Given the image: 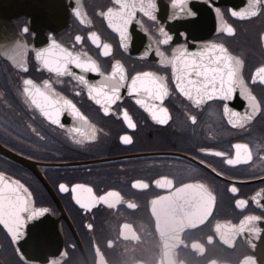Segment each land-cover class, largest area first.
<instances>
[{
	"label": "flooded vegetation",
	"instance_id": "obj_1",
	"mask_svg": "<svg viewBox=\"0 0 264 264\" xmlns=\"http://www.w3.org/2000/svg\"><path fill=\"white\" fill-rule=\"evenodd\" d=\"M200 1L202 40L195 42L223 44L232 56L242 60L240 78L258 101L257 113L243 127L228 123L226 102L216 99L196 107L184 97L175 87L170 65L128 54L104 15L109 9L119 8L116 0H63L68 23L57 29L47 27L44 34L74 53L91 57L105 75L119 61L129 84L141 72L165 77L169 94L162 106L170 115L166 125L158 124L137 105V97L128 95L127 86L121 89V100L112 106L111 114L105 115L73 76L57 77L43 69L35 56L37 32L30 29L31 18L21 15L14 19L21 31L28 28L24 33L30 49L26 56L28 71L15 69L0 56V143L35 162L47 183L30 167L1 154L0 174L27 189L30 207L47 210L61 242L54 243L52 236L43 238L39 251L45 259L28 261L0 224L2 264H50L52 260L60 264H246L248 258L264 264V197L259 204L253 200L257 193L264 192V83H253L256 69L264 66V7L255 17L240 19L232 16L230 9H244L248 0ZM77 4L83 23L73 12ZM216 8L222 15H217ZM137 13L141 26H132L128 47L153 49L154 41L162 39L158 32L162 24ZM225 24L234 29V34L221 30ZM166 30L173 39L160 49L171 57L177 47H187L189 39L183 29L177 38L175 31ZM90 33H96L101 44L111 46L108 57L91 43ZM136 34L140 39L145 35V42L133 45ZM77 36L83 38L82 42L76 41ZM25 79L40 86L50 81L54 93L71 100L87 118L85 131L94 127L95 139L77 143L80 137L69 131L71 126L52 125L26 100ZM87 79L98 83L101 77L91 75ZM227 103L241 114L251 112L239 85L235 99ZM124 110L135 128L127 127ZM193 115L195 124L190 119ZM124 135L131 137L130 144L122 142ZM237 143L251 149L247 163L229 166L223 159L201 151L224 152L234 158L233 145ZM81 161L91 163L69 164ZM136 181H143L147 187H133ZM78 184L91 187L97 197L109 191L118 196L108 204L101 202L86 210L76 203L71 190ZM60 185L67 190L61 191ZM232 186L238 193L230 191ZM239 199L248 201L244 209L236 206ZM208 209L212 211L203 221ZM246 216L261 218L256 225L260 233L238 230Z\"/></svg>",
	"mask_w": 264,
	"mask_h": 264
},
{
	"label": "snow or ice",
	"instance_id": "obj_2",
	"mask_svg": "<svg viewBox=\"0 0 264 264\" xmlns=\"http://www.w3.org/2000/svg\"><path fill=\"white\" fill-rule=\"evenodd\" d=\"M118 9H109L104 14L108 20L109 26L119 33L121 46L128 47V26L135 18L137 11L143 13L149 20L156 22L158 6L155 0H116ZM179 5V11L185 12L184 0H173V6ZM264 7V0H248L246 8L237 11L230 9L231 15L240 19H248L257 16L261 8ZM217 15L220 16L221 10L216 8ZM74 15L84 22L83 13L79 4L73 9ZM191 14V13H189ZM194 15V14H192ZM228 35L234 34V29L230 25H224L221 29ZM25 33L28 28L23 29ZM162 39L154 41L155 53L160 58V64L170 65L175 79L178 91L191 101L196 107H200L207 101L219 99L226 102L224 104V115L228 123L233 127H243L245 123L253 118L258 110V101L256 97L244 86L240 78L243 67V61L232 56L223 44L204 45L201 50L189 52L184 46L177 47L172 56L168 57L161 51V45H169L172 41V35L163 27L158 28ZM88 39L97 48H101V54L108 57L111 54V46L107 43L101 44L100 38L96 33H90ZM83 38L76 37L77 42H82ZM151 47V45L149 46ZM30 49L22 42H17L13 47L6 49L2 54L12 61L21 71L27 72L26 56ZM150 53L145 52V56ZM36 60L42 65L43 69L55 74L57 77L73 76L81 85L87 88L88 96L100 106L105 115L111 114L113 105H117L121 100V89L127 86L128 95L136 96L135 103L148 112L152 119L160 125H166L170 120L168 109L163 107V102L169 94L166 78L153 72H141L132 77L130 84L127 83V75L123 65L117 61L109 75L101 70L100 65L91 57L83 53H74L67 48L62 47L55 39H51L48 47L35 51ZM78 69L80 75L75 74L72 68ZM95 74L101 77L98 83H92L87 79L86 74ZM264 83V66L256 69L253 75V83ZM23 93L25 98L33 105L44 118L52 125L63 127L62 116L69 112L79 119L83 124H87V118L84 117L79 109L68 100L58 94H55L50 81H44L43 86L36 84L32 79L23 81ZM241 89V96L247 101L251 112L241 114L229 107L227 102L235 99L237 86ZM123 120L127 127L135 128V123L128 114L123 111ZM193 124L196 123V116L190 117ZM91 131H85L82 127H75L69 131L75 133L80 139L77 143H83L85 140L95 139V129L89 126ZM124 144L132 142L131 137L124 135L122 138ZM235 150L234 158H228L227 154L219 151L201 149L205 155L219 157L229 166H235L241 162L247 163L251 159V149L247 144L233 145ZM243 157V160H242ZM215 171V169H213ZM158 185L161 181L156 182ZM147 187L143 181H136L133 187ZM61 191H66L65 185H60ZM75 193L76 203L82 208L88 210L103 202L108 204L118 193L109 191L102 196H95L91 187L76 185L71 189ZM233 194L238 193L235 186L230 188ZM264 197V192L257 193L253 200L260 203V198ZM30 201L27 199V189L20 185L18 181L6 180L3 174H0V224L8 231L14 243H17L25 236L27 225L33 221L32 227L39 230L43 220L39 219L47 212L46 209L36 210L30 207ZM248 201L239 199L236 206L244 209ZM261 220L257 216H246L239 226L240 232L260 233L256 227ZM91 227V226H89ZM19 251V249H17ZM22 256V254H21ZM256 264L255 260L248 258L246 264ZM27 264V262H25ZM50 264H60L58 260H52Z\"/></svg>",
	"mask_w": 264,
	"mask_h": 264
},
{
	"label": "water",
	"instance_id": "obj_3",
	"mask_svg": "<svg viewBox=\"0 0 264 264\" xmlns=\"http://www.w3.org/2000/svg\"><path fill=\"white\" fill-rule=\"evenodd\" d=\"M155 3L158 6V10L156 12L157 19L158 21H160V23L165 29H170L172 31H175L176 33V35L174 36L175 38L179 36L178 32L180 30L183 29L187 32L189 45L186 48L188 49L189 52L201 50L204 45H208V44H200L195 42L202 40V1L184 0V7L186 9L185 12L179 11L178 4L174 7L173 3L170 5L159 3L157 1H155ZM67 12L68 11L65 8L63 0H0V56H2L4 59L10 62L15 69L20 70L12 63V61L7 59L2 54L6 49L13 47L17 42H22L27 45L26 38L24 36L25 32L21 31L14 21L16 17H19L21 15H26L31 18L30 29L37 32L34 45L36 47V50H39L48 47L51 42L50 37H47L44 34L45 29L47 27L51 29L64 27L68 23ZM139 22L140 19L138 17V13L136 12L135 18L131 21V23L128 26L129 35L131 33L132 26L134 27L136 24H138V26H141ZM135 36H136L135 40H137V42L132 41L133 43H135V44L132 43L133 45H136V43L138 42L139 43L145 42L144 39L145 35L142 36L143 38L141 39L137 34ZM129 41L130 39L128 40V43L130 45ZM131 46L124 49L128 54L134 57L142 58V59L160 60V58L155 53L156 45L154 46L153 49L143 46L140 47L139 45H136V47L134 48H132ZM146 51L150 53L148 56L144 55ZM72 71L77 75L82 74L79 72L78 69H75L74 67L72 68ZM91 75H95V74H91V73L86 74L87 77ZM95 76L100 77L99 75H95ZM173 80L175 83L174 77ZM62 123L64 126L67 125V126H71L72 128L82 127L84 130L88 126V123L83 124L79 119H77L74 115H72L70 111L66 112L62 116ZM0 154L23 166L30 167L43 179L44 182H46L44 177L38 171V168L36 167V163L33 162L32 160L20 154L15 153L14 151L8 149L1 143H0ZM85 163H91V161L88 162L81 161V162H74L69 164L81 165ZM211 211L212 209H208L206 211V216L203 218V221H205V219L210 215ZM46 214L39 218L43 220V224L41 225V228L39 230L32 227L33 223L35 222L31 221L30 224L27 225L25 236L18 242V244L15 243L18 249L20 250V252L22 253V256H24V258H26L28 261L45 259V254H41L39 251V246L41 241H43V238L52 236V240L54 239L53 241L54 243H57L59 245V243L61 242V236L56 230V227L53 226L51 217L48 215V213ZM48 225L50 227H48ZM49 242H51V240H49ZM47 251L48 252L50 251V247H48ZM0 264L2 263L0 262ZM210 264H230V263L212 261Z\"/></svg>",
	"mask_w": 264,
	"mask_h": 264
}]
</instances>
